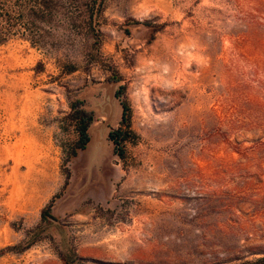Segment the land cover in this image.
<instances>
[{
	"label": "rangeland",
	"instance_id": "obj_1",
	"mask_svg": "<svg viewBox=\"0 0 264 264\" xmlns=\"http://www.w3.org/2000/svg\"><path fill=\"white\" fill-rule=\"evenodd\" d=\"M78 100L96 121L64 164ZM263 253L264 0H0V264Z\"/></svg>",
	"mask_w": 264,
	"mask_h": 264
},
{
	"label": "trees",
	"instance_id": "obj_2",
	"mask_svg": "<svg viewBox=\"0 0 264 264\" xmlns=\"http://www.w3.org/2000/svg\"><path fill=\"white\" fill-rule=\"evenodd\" d=\"M119 81L118 78H115ZM125 88L120 87L117 91L116 96L121 99L122 105V119L120 126L112 130L109 134V140L113 143L115 153L119 156L121 160H126L127 158V144L136 143L138 141V134L134 131L132 126V111L129 102L124 97ZM71 112L67 115L66 119L72 124L75 131V139L67 145H61L62 154L64 156V164H69L71 160L79 154V152L84 151L91 141L90 128L96 121L93 112L86 110L82 101L78 100L70 106ZM43 220L50 217L48 211H44ZM44 232L42 226H37L34 230L27 233L26 241H24L18 247H13L18 250V253L23 252L31 248L36 242L34 235L37 237L41 236ZM81 260V259H80ZM66 264H72V262H67ZM239 264H264V253L263 256L255 258L249 261H243Z\"/></svg>",
	"mask_w": 264,
	"mask_h": 264
}]
</instances>
